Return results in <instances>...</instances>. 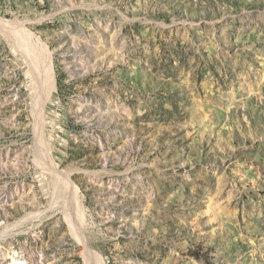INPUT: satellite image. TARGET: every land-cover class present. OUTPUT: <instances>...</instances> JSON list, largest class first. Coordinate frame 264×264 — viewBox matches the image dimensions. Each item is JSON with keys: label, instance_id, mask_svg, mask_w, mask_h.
<instances>
[{"label": "rangeland", "instance_id": "1", "mask_svg": "<svg viewBox=\"0 0 264 264\" xmlns=\"http://www.w3.org/2000/svg\"><path fill=\"white\" fill-rule=\"evenodd\" d=\"M0 20V264H86L76 232L102 264H264V0H0Z\"/></svg>", "mask_w": 264, "mask_h": 264}, {"label": "bare ground", "instance_id": "2", "mask_svg": "<svg viewBox=\"0 0 264 264\" xmlns=\"http://www.w3.org/2000/svg\"><path fill=\"white\" fill-rule=\"evenodd\" d=\"M3 28H7V22H4L2 20H0V29H3ZM25 41V40H24ZM26 42V41H25ZM24 42V43H25ZM31 49V48H30ZM33 50V49H32ZM31 50V51H32ZM34 51V50H33ZM38 52V50H37ZM29 54V52H28ZM30 53L29 54V63H30V66L31 68L33 69V72H34V76H35V79L41 83L42 85V89L44 90V101L46 102V99H48L49 95L51 94L53 88H54V80H53V77H52V70L51 68H49V63L47 61V59H44V55L41 56H36V54H32ZM40 54V53H39ZM38 55V54H37ZM46 60V61H45ZM41 81V82H40ZM37 83V82H36ZM38 84V83H37ZM41 87V86H40ZM41 92V89L39 90ZM39 92V93H40ZM37 97V96H36ZM39 97H43V96H39ZM38 97V99H39ZM42 101V100H41ZM43 102V101H42ZM45 102L43 104H45ZM42 104V103H40ZM42 106V105H41ZM44 107V106H43ZM36 110V109H35ZM44 110V109H43ZM42 110V111H43ZM41 113V112H40ZM39 113H37L38 115ZM42 126V125H41ZM40 126V127H41ZM42 128V127H41ZM40 129V128H39ZM42 151L39 152V155L37 156L38 159H41L43 158V154H41ZM50 169V168H49ZM47 170H48V167H47ZM51 170V169H50ZM65 186L67 187V185L65 184ZM68 189V194H67V197L66 199H70V196L72 197V201H74V195H73V192L69 189V187H67ZM68 204V203H67ZM66 204V206H67ZM74 218H75V213H74ZM70 221H73L72 218H69ZM75 222V221H74ZM76 228V227H75ZM78 228V227H77ZM78 235L76 236V238L78 239V242L82 243L83 246H84V251H85V261H86V264H102L99 262L98 258L99 256L96 255L94 252H92V250L88 247L87 243L85 241H83L80 237V232H76ZM10 264H25L23 261L21 260H15L13 259L11 261Z\"/></svg>", "mask_w": 264, "mask_h": 264}]
</instances>
